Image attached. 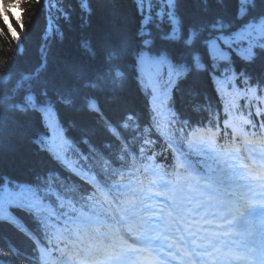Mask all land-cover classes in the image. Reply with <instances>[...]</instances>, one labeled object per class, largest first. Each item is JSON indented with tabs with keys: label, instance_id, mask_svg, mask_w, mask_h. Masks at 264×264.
<instances>
[{
	"label": "trees",
	"instance_id": "trees-1",
	"mask_svg": "<svg viewBox=\"0 0 264 264\" xmlns=\"http://www.w3.org/2000/svg\"><path fill=\"white\" fill-rule=\"evenodd\" d=\"M0 8L10 24L0 22V194H9L0 199V262L51 264L41 250L57 249V216L104 219L98 234L74 230L86 242L112 234L123 201L151 174L177 182L182 168L167 139L185 149L197 127L209 129L207 150L186 151L198 169L234 148L246 162L245 139L221 123L228 103L248 120L241 133L264 148V112L255 113L264 108V0H0ZM256 31L252 53L233 48L236 35ZM171 84L164 126L156 100ZM51 138L67 160L95 171L109 197L70 172Z\"/></svg>",
	"mask_w": 264,
	"mask_h": 264
},
{
	"label": "rangeland",
	"instance_id": "rangeland-1",
	"mask_svg": "<svg viewBox=\"0 0 264 264\" xmlns=\"http://www.w3.org/2000/svg\"><path fill=\"white\" fill-rule=\"evenodd\" d=\"M17 9L13 8L12 12L14 13ZM260 30V29H257ZM260 31H256L254 34V39H249V38H245L242 37V34H238L236 35V40L235 41V45L233 46V48L239 52V53H252L253 52V46L249 45L252 42H250L249 40L253 41V44H256L258 42L259 39H257L259 36H261ZM238 40V41H237ZM262 111L261 109H256L255 113H258ZM42 113H43V117L45 120V123L49 126V127H53L56 124V117H55V113L54 111L49 107V106H43L42 107ZM239 123L241 122V124H247L248 120H246L245 118H241L238 120ZM229 128L232 131H236L237 130V126L235 123H228ZM202 132L200 131H196L194 133H192L189 137L188 140L186 141V147L189 150H201V149H208V143L206 140H204L202 134ZM57 136V135H55ZM241 168H242V164L235 160V159H231V160H222L219 159L215 162L213 169L217 172L219 179L221 180V185H216L213 182H211V184L213 186H217V190L213 191V190H204L203 188H206V185L200 181L197 182V186H201L202 188V192H199L198 194H196L195 199L197 198H204L205 201H203V208H207L208 210L210 209H215L218 212H222L223 208L227 209V202L224 201L223 197L221 196V193L228 190L230 193L236 194L237 197L239 199H242L241 201L244 202V199H246L249 196V192H252V190L256 191V186L255 181L256 179L253 180V184L252 185H248L244 180L240 179V177L242 175H244L241 172ZM179 180L181 183H184V187L181 191H177L175 192L174 189H171L169 192L170 193H174L175 194V204H176V211L174 213L171 214H167L166 211H164V209H162L160 201L157 199V196H154V194L159 195L154 189L152 190H143L140 194H138L136 197H134L132 204L135 206L134 208L137 210V208H141L139 211H142V208H145L144 213L139 214L137 213L139 222L142 223L141 225V230H145L148 227H150V225H154L155 221L157 219H162V220H166V221H172V220H176L177 219V215H179L180 213V206H181V201L183 199L186 198L185 193H188L190 190L186 187V179L184 177H179ZM191 181L193 180L192 178L190 179ZM200 187V188H201ZM201 191V190H200ZM209 195V196H208ZM206 197L208 200H206ZM250 207L251 205L249 204H245V203H241L239 205V218L237 219V222L240 223L241 221L246 222L247 224H250V222H248V220H253L252 219V213L251 212H247L246 213V209L248 206ZM132 208L133 210V206L131 205L130 209ZM257 208V207H256ZM191 212H198L199 209L198 207H195L194 209L191 208ZM133 212V211H131ZM229 215V214H228ZM207 216H209V214L202 216L201 219L205 220L204 218H206ZM227 217L226 214L221 215V218H225ZM239 220V221H238ZM234 223H236V220L234 221ZM212 225L214 227H218L215 223H212ZM147 227V228H146ZM171 229H173V226L170 224ZM137 229V228H135ZM148 235L151 234L152 232L150 230H147ZM118 238H122L120 235ZM100 240L99 237H97V242ZM110 240H105L103 241L105 244L107 242H109ZM102 242V243H103ZM95 243V244H96ZM84 249H86V244H83ZM113 249H122L121 248H117L114 247ZM79 250V247L77 248V251ZM85 251V250H84ZM43 254V259L44 260H51V254L50 251L48 250H43L42 251ZM67 260L66 257H64L63 255H61V257L57 258V259H53V263L54 264H64L63 262H65ZM69 263L71 264H79V262L77 261L76 257L71 258V260L69 261Z\"/></svg>",
	"mask_w": 264,
	"mask_h": 264
},
{
	"label": "snow or ice",
	"instance_id": "snow-or-ice-1",
	"mask_svg": "<svg viewBox=\"0 0 264 264\" xmlns=\"http://www.w3.org/2000/svg\"><path fill=\"white\" fill-rule=\"evenodd\" d=\"M245 174L240 177V179L244 180L248 185L253 184V180L258 178L261 183L259 184L260 191L257 193L252 190V195L246 199V203H251L254 201V197L256 195H260L264 197V174L257 173L254 168L245 166ZM9 194H0V199L6 198ZM264 202V200L260 201ZM205 223L211 224L213 221L208 220ZM233 221L225 220L222 224H218L217 230H207L200 228L198 226L197 232L200 235L196 240L193 241V244L196 247L205 249L201 255L202 259L200 264H254V254L257 252L255 247H252L249 244L245 243L243 239L244 233L238 232L235 228L229 227ZM196 235V233H192ZM233 236H239L241 239L233 240ZM225 239H221V238ZM251 237V233H248V238ZM215 240H220L219 245H214L213 242ZM225 240L231 241L232 245L225 247ZM177 250L182 253V257H176L173 255V259L178 261V264H195V261L191 259V254L185 249L176 246ZM207 249H211V251H207ZM260 264H264V248L260 251ZM153 260V264H164V262H157L154 258H150Z\"/></svg>",
	"mask_w": 264,
	"mask_h": 264
},
{
	"label": "bare ground",
	"instance_id": "bare-ground-1",
	"mask_svg": "<svg viewBox=\"0 0 264 264\" xmlns=\"http://www.w3.org/2000/svg\"><path fill=\"white\" fill-rule=\"evenodd\" d=\"M144 211H145V208H144ZM211 215H212V216H209V217L207 218L206 221L211 220L212 218H215L213 212H211ZM116 245H117V244H111V248L115 247ZM128 246H130L129 242H124V243H123V246H122V252H123L125 249H127ZM124 253H125V252H124ZM97 255H98V251H96V252H94V253H91V254L89 255V257L94 256L93 258H89V257H88L87 255H85V254H84V256H82V257H83V258L86 257L87 259L96 262V261H97V258H98ZM82 264H86V263H84V261L82 260ZM87 264H88V263H87Z\"/></svg>",
	"mask_w": 264,
	"mask_h": 264
},
{
	"label": "clouds",
	"instance_id": "clouds-1",
	"mask_svg": "<svg viewBox=\"0 0 264 264\" xmlns=\"http://www.w3.org/2000/svg\"><path fill=\"white\" fill-rule=\"evenodd\" d=\"M18 14H19V10L17 9L13 13V15L15 16V15H18ZM5 16H6V13H5L4 9L3 8H0V22H2L5 27H10V24H9L8 20L5 18ZM2 30L3 29H0V31H2ZM21 30H23L22 29V26H21Z\"/></svg>",
	"mask_w": 264,
	"mask_h": 264
}]
</instances>
